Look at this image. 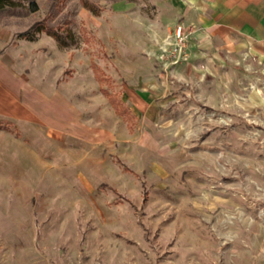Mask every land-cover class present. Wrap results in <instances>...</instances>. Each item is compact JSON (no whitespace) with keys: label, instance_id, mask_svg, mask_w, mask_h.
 Returning a JSON list of instances; mask_svg holds the SVG:
<instances>
[{"label":"rangeland","instance_id":"374dc122","mask_svg":"<svg viewBox=\"0 0 264 264\" xmlns=\"http://www.w3.org/2000/svg\"><path fill=\"white\" fill-rule=\"evenodd\" d=\"M17 2L12 42L43 18L63 42L36 27L38 84L0 102V264H264L259 76L195 59L155 0Z\"/></svg>","mask_w":264,"mask_h":264},{"label":"crops","instance_id":"0c3cea01","mask_svg":"<svg viewBox=\"0 0 264 264\" xmlns=\"http://www.w3.org/2000/svg\"><path fill=\"white\" fill-rule=\"evenodd\" d=\"M155 3L158 18H162L163 23L173 26L182 23L191 28V50L195 59L200 62L220 60L232 66H243L250 69L251 74L259 76V89L263 88L260 84H264V0H155ZM123 7L127 6L116 4L117 10ZM15 30L10 23L0 19V102L17 108L22 103L17 100L11 102L4 92L32 89L31 79L38 84V38H21L16 43L12 42ZM50 65L49 59L42 63L43 68ZM124 65L128 67L126 63ZM28 67L33 77H28V82H17L14 77L23 78L21 70ZM145 97L144 88L131 83L120 93L118 100L122 104L119 109L128 108L134 116L137 109L134 106L137 107ZM64 99L67 106H72L73 87ZM108 101L110 103L103 93H95L94 105H90L92 112H89L94 121L100 122ZM114 108L118 114H125ZM96 129L99 130L98 127Z\"/></svg>","mask_w":264,"mask_h":264},{"label":"trees","instance_id":"16d2710c","mask_svg":"<svg viewBox=\"0 0 264 264\" xmlns=\"http://www.w3.org/2000/svg\"><path fill=\"white\" fill-rule=\"evenodd\" d=\"M18 3L19 2H17V0H0V10L4 9L5 7H7L9 5H16ZM35 7H36V3L33 1V8H35ZM36 27H38V30L46 31V32L50 33L52 36H54L57 39H59L60 41H62V37H63L62 34L57 30L56 27L46 24V18H43L42 20L36 21L31 26V28L21 32L20 35L22 37L28 38L30 40H34L38 36L37 35V30L35 29ZM34 29H35V31H34ZM92 64H93V66L95 65L94 62ZM101 90L103 91V88H101ZM113 104H114L115 108L119 112H121V113H130L128 108L123 107L122 109H119V106H118V104L116 102H113ZM130 116H131V114H130ZM7 123H9V122H7Z\"/></svg>","mask_w":264,"mask_h":264},{"label":"built area","instance_id":"2783aa9c","mask_svg":"<svg viewBox=\"0 0 264 264\" xmlns=\"http://www.w3.org/2000/svg\"><path fill=\"white\" fill-rule=\"evenodd\" d=\"M174 34L176 38L185 42L189 39L190 30L185 29L182 23H178L175 27Z\"/></svg>","mask_w":264,"mask_h":264}]
</instances>
